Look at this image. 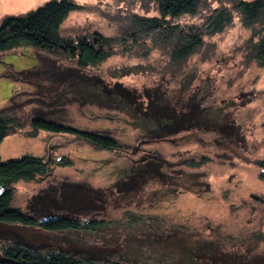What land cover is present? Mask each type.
<instances>
[{"label":"rangeland","instance_id":"374dc122","mask_svg":"<svg viewBox=\"0 0 264 264\" xmlns=\"http://www.w3.org/2000/svg\"><path fill=\"white\" fill-rule=\"evenodd\" d=\"M47 1L0 0V24ZM75 1L82 8L61 34L113 38L114 54L79 69L32 45L0 51V107L15 105L22 123L0 155L52 162L48 175L15 184L14 208L39 223L63 216L102 224L60 230L0 221V258L21 244L113 264H264V66L246 57L251 29L234 12L222 33L173 66L135 19L158 15L156 0ZM228 5L204 0L183 19L203 25ZM35 116L108 134L123 148L41 128L26 136ZM143 119L175 121L149 132Z\"/></svg>","mask_w":264,"mask_h":264},{"label":"trees","instance_id":"16d2710c","mask_svg":"<svg viewBox=\"0 0 264 264\" xmlns=\"http://www.w3.org/2000/svg\"><path fill=\"white\" fill-rule=\"evenodd\" d=\"M204 0H156L158 15L139 16L135 19L141 30L149 32L154 45L168 49L173 66H182L192 55L204 46L205 38L222 33L233 22L237 12L251 35L246 42V57L258 66H264V0H230L232 5L217 8L206 23H189L183 17L195 15ZM82 5L75 0H48L44 5L24 14L7 15L0 24V51H7L20 45H32L49 53L67 59L79 69L99 68L113 56L115 41L102 34H86L78 38L63 36L61 26L66 18ZM183 19V20H182ZM185 22V23H183ZM145 33V32H144ZM67 61V62H68ZM138 121V119H137ZM175 119H143V129L157 132V127L169 125ZM33 131L26 136H35L38 129L51 132H66L83 138L96 147L108 151L123 148L117 138L108 134L91 132L68 123H59L40 116L33 117ZM21 120L18 108L7 103L0 107V145L10 134L19 132ZM208 157H202L200 162ZM199 163L191 160V166ZM261 178L264 179V160L258 162ZM52 162L43 157L26 155L19 159L2 161L0 155V221L38 223L52 229H98L102 223L78 218L51 217L39 223L25 214L20 208H14L12 201L15 184L20 180L37 181L51 172ZM0 264H113L110 260L77 255L67 250L38 252L21 244L4 249Z\"/></svg>","mask_w":264,"mask_h":264}]
</instances>
